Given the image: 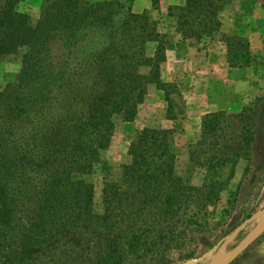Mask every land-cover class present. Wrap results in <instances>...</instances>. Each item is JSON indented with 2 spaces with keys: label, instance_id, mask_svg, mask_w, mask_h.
<instances>
[{
  "label": "trees",
  "instance_id": "obj_1",
  "mask_svg": "<svg viewBox=\"0 0 264 264\" xmlns=\"http://www.w3.org/2000/svg\"><path fill=\"white\" fill-rule=\"evenodd\" d=\"M19 1L0 0V56H20L14 81L0 90V264H144L153 256L166 264L162 253L180 243L249 156L254 108L201 116L187 156L199 185L175 172L171 130L143 127L116 177L102 181L94 210L91 176L108 174L102 152L115 121L134 118L148 84L162 91L172 117L174 86L159 76L171 42L145 10L119 12L113 0H42L33 21L17 10ZM157 3L150 0L152 9ZM219 10L212 0H185L167 14L182 37H199L218 30ZM94 27L106 29L105 43L73 56ZM222 37L228 64H244L248 43ZM57 38L65 56L54 58L49 43Z\"/></svg>",
  "mask_w": 264,
  "mask_h": 264
},
{
  "label": "rangeland",
  "instance_id": "obj_2",
  "mask_svg": "<svg viewBox=\"0 0 264 264\" xmlns=\"http://www.w3.org/2000/svg\"><path fill=\"white\" fill-rule=\"evenodd\" d=\"M113 1L117 2L119 12L127 7L134 13L145 10L156 30L168 36L172 47L165 51L159 76L163 82L174 86L170 94L172 117L166 115L162 91L148 84L134 118L129 122L115 121L109 145L102 152L108 174L96 170L91 176L94 210L101 208L102 181L116 177L120 165L128 161L129 140L143 127L171 130L177 158L175 172L192 185H199L201 175L190 168L187 156L189 147L198 138L201 116L218 110L237 112L243 106L254 108L255 129L249 156L234 165L232 177L220 190L218 200L208 204L195 223L186 226L181 244L162 253L161 261L166 264H203L229 251L251 228L252 219L258 217L264 206V0H212L220 4L219 28L199 37H182L174 31V18L167 14L168 6H181L185 0H158L157 9H152L150 0ZM41 2L20 0L16 8L33 21ZM222 34L237 36L248 43L249 55L244 64H228ZM105 40L106 29L89 28L72 55L84 56L97 50ZM153 48L154 43L147 42L145 55L150 56ZM49 54L54 58L65 56L59 38L50 41ZM68 56L66 59L70 60ZM19 66V53L0 56V90L14 81ZM158 261L153 256L144 264H158ZM228 264H264V230Z\"/></svg>",
  "mask_w": 264,
  "mask_h": 264
},
{
  "label": "water",
  "instance_id": "obj_3",
  "mask_svg": "<svg viewBox=\"0 0 264 264\" xmlns=\"http://www.w3.org/2000/svg\"><path fill=\"white\" fill-rule=\"evenodd\" d=\"M253 225L244 236L226 253L219 257H213L203 264H228L234 257L242 252L264 230V206L258 217L252 219Z\"/></svg>",
  "mask_w": 264,
  "mask_h": 264
},
{
  "label": "crops",
  "instance_id": "obj_4",
  "mask_svg": "<svg viewBox=\"0 0 264 264\" xmlns=\"http://www.w3.org/2000/svg\"><path fill=\"white\" fill-rule=\"evenodd\" d=\"M132 6H133V7L135 6V1L132 2Z\"/></svg>",
  "mask_w": 264,
  "mask_h": 264
}]
</instances>
